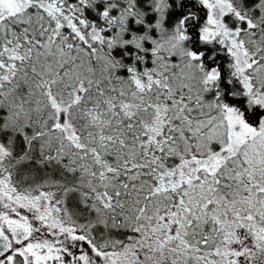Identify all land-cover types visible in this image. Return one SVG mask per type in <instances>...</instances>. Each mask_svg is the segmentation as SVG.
<instances>
[{"label": "snow or ice", "instance_id": "6c2138e0", "mask_svg": "<svg viewBox=\"0 0 264 264\" xmlns=\"http://www.w3.org/2000/svg\"><path fill=\"white\" fill-rule=\"evenodd\" d=\"M0 264H264V0H0Z\"/></svg>", "mask_w": 264, "mask_h": 264}]
</instances>
